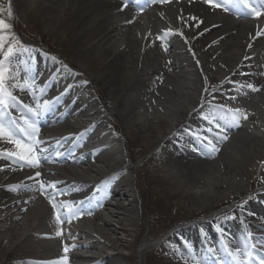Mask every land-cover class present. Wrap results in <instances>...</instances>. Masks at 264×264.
I'll use <instances>...</instances> for the list:
<instances>
[{"label": "bare ground", "instance_id": "1", "mask_svg": "<svg viewBox=\"0 0 264 264\" xmlns=\"http://www.w3.org/2000/svg\"><path fill=\"white\" fill-rule=\"evenodd\" d=\"M13 2L15 12L29 11L31 7L43 9L36 13L37 18L47 23L48 34L62 41L59 44L64 50L53 45L62 61L47 59L38 52L40 60L53 69L44 83L62 78L65 92L75 84L83 87L70 94L68 107L60 109L52 126L56 130L36 121L37 117L22 107L35 108L38 99L41 104L49 101L44 89L43 94L40 90H13L19 104L5 110L6 120L15 119L22 124L28 118L35 122L39 128L36 139L41 141L38 166L44 162L45 167H32L19 160L12 155L15 145L0 138V264H79V260L90 261L87 264H134L133 254L124 255L120 250L126 245L124 236L142 217L141 206L147 207L152 195L154 201L158 199L150 187L146 161L134 167L135 158L150 147L160 153L159 162L168 166L163 170V179L171 180L168 186L175 189L172 195L185 199L191 207L187 213L175 216L179 220L176 224L237 201L250 188L261 185L263 189L256 196L237 202L236 210L231 208L238 213L237 219L228 217V208L211 221L179 232L184 237L197 232L201 241L204 232H208L219 244L223 241L225 252V246L247 247L257 258L264 256V249L258 250V245L264 247V237L255 233L262 229L260 220L264 218V201L257 200L264 198V121L259 110L264 105V28L257 27L250 12L240 14L249 20L237 21L223 8H213L200 0H156L149 9L140 2L134 7L136 10H128L120 0ZM263 7L261 3L256 8ZM141 9L155 27L151 28L154 35L159 37L150 45L137 11ZM164 10L168 11V20L161 13ZM162 24L168 29H163ZM258 32L261 35L257 36ZM30 52H34L32 48ZM29 55L19 52L24 65L17 67L28 68L34 75L36 68L28 66ZM72 68L79 73L70 74ZM48 92L55 101L63 97L62 93L56 97L58 87H51ZM207 98L213 102H205ZM228 109L240 110L239 121L229 117L220 120L221 126H216L219 129L212 126L211 131H201L199 124L208 123L205 117H219L218 112L224 115ZM51 110L50 106L39 117ZM206 113L210 114L205 116ZM71 115L78 121L86 118V124L72 126ZM106 118L113 131L108 129ZM71 129L76 133L73 137L68 134ZM17 135L21 136L19 132ZM130 140L133 151L123 144ZM181 141L190 143L194 150L184 148ZM212 146L216 151H212ZM135 176L144 179L140 192ZM64 190L77 195L76 204L89 198L91 201L99 194L101 204L97 202L95 210H86L94 226L89 228L82 221L78 227L70 228L53 224L43 215L49 198L52 205L61 207L54 196ZM128 195L133 199L121 203ZM114 197L117 200L113 202ZM157 211L156 206H150L149 213L155 216ZM72 215V210H64L57 216L68 219ZM57 232L70 239L63 240L61 249L55 245ZM6 233H11L13 240L6 242ZM171 233L176 236V232ZM30 242L40 243L41 253L52 250V258L42 262L31 259L37 250ZM145 243L140 244L144 249ZM101 244L115 252L101 254ZM177 245L175 258L165 257L163 264H188L185 260L194 264L192 256L200 259L185 243L179 241ZM82 249H89L91 256L70 252Z\"/></svg>", "mask_w": 264, "mask_h": 264}, {"label": "rangeland", "instance_id": "2", "mask_svg": "<svg viewBox=\"0 0 264 264\" xmlns=\"http://www.w3.org/2000/svg\"><path fill=\"white\" fill-rule=\"evenodd\" d=\"M37 6V5H36ZM40 6V5H39ZM42 8H46V5H42ZM37 10V11H36ZM9 11H11V15H9ZM42 13L43 9H31L29 11H21L16 12L14 10V2L12 0H0V19L5 20L6 23L11 25V33L14 34L16 39L21 42H30L33 43L35 46L39 47H47L50 51L48 54L55 56L59 60L62 61V56L59 54L57 47H51V45H59L63 48L61 43V39L57 36H52L51 34L47 33L48 25L46 22L42 21V19L37 18L36 13ZM50 26H52L50 24ZM44 47V48H45ZM46 49V48H45ZM78 67V66H77ZM82 79V77H80ZM80 85H74L72 89L78 88ZM79 89V88H78ZM261 110V120L264 121V105L261 106L259 109ZM108 118H106L108 129L112 131V126L108 124ZM158 138H161L160 132L157 133ZM119 140V139H118ZM121 140V139H120ZM119 140V146L122 148V143ZM140 141H143L140 139ZM124 147L128 148V150L133 151V146L131 140L128 142H123ZM154 147H151L146 150V152H142L140 156L135 158L134 167H140L141 162L146 161V167L148 170V179L151 180L150 187L154 191H156V196L158 199L154 201V196L152 195L153 199L149 201L148 206L145 205L141 206V213L142 217L136 220L134 227H131V232L128 235H125V244L124 247L122 246L121 252L124 255L133 254L134 256V264H163V259L165 258V254L169 253L168 244L164 243V246L152 248L150 251V246L148 245L149 249L141 248L140 244L147 243L150 244L156 241V238L160 235V233L166 232L168 229H171L176 224L175 222L179 221L176 219L175 216L187 213L190 211V206L187 201L181 197H177L172 195L175 189H171L169 185L171 180L163 179L165 177V173L163 172L168 166L165 164L162 165L159 158H157V154H153L149 156V154L153 151ZM153 158L150 161H147L148 158ZM98 167H101L102 164H96ZM159 169V170H157ZM161 170V171H160ZM137 184L139 183L141 187L138 186V190L140 192L141 188L143 187L144 183L141 177L135 176ZM144 178V177H143ZM141 179V180H140ZM247 181H243V184H246ZM197 189H194L196 191ZM75 195H71L70 193H61L57 198L64 199L65 202H68L70 199H73ZM146 197H149L148 195ZM244 198V196L242 197ZM239 201H242L243 199ZM129 199H133V196L128 195L126 200H120L121 203H126ZM116 201V200H115ZM162 203V204H160ZM70 204L67 203L65 206L70 207ZM153 205V206H152ZM150 206H156L158 213L154 216L150 211ZM214 210V209H213ZM212 211V210H211ZM139 213V211H138ZM162 213V215H160ZM43 215H46L43 212ZM236 217V214H231ZM40 217V216H39ZM156 217V218H155ZM161 220V224H160ZM153 223L151 226L150 223ZM123 236V235H122ZM5 237H12L11 233H6ZM10 240H13L11 238ZM29 245L35 246V243H28ZM152 246V245H151ZM147 251H149L147 253ZM22 256L21 254H19ZM33 255V254H31ZM30 255V256H31ZM169 258V257H168Z\"/></svg>", "mask_w": 264, "mask_h": 264}, {"label": "snow or ice", "instance_id": "3", "mask_svg": "<svg viewBox=\"0 0 264 264\" xmlns=\"http://www.w3.org/2000/svg\"><path fill=\"white\" fill-rule=\"evenodd\" d=\"M156 2V0H152ZM264 3V0H261ZM139 3V0H137ZM205 3L210 4L213 8H223L225 11L228 10L227 5L235 4L241 5L246 9H249L250 14L253 16L264 15V10H257L253 7L249 0H205ZM127 0H125V7H127ZM142 10V9H141ZM11 15V11H9ZM195 19V18H193ZM261 33H257V36ZM159 39V37H157ZM19 41L16 39L14 34L11 33V25L6 23L5 20L0 19V138H6L9 142L13 143L16 147L15 155L19 160L27 163L29 166L36 167L38 166L41 157L37 154L40 149L38 145L41 143L36 136L39 132V128L36 126L35 122L31 119L24 118L23 123L21 124L15 119L6 121L5 110L8 108H15L18 106L19 101L17 97L13 94L14 89H19L21 91H35V85L33 83L35 77L30 74L28 68L21 69L17 67L13 70V63L18 58V53L20 48L18 47ZM21 72H23V80L19 79ZM10 81H14L10 83ZM249 88H253V85L249 84ZM253 90H255L253 88ZM41 94L43 90L41 89ZM51 102L45 100L43 103L37 102L35 108L31 105H23V109L30 113L33 117H39L42 111H46L50 108ZM240 115V110L228 109L227 113L219 117L213 115L211 117H205L208 120L209 124L215 123L217 127H220V120L228 119L229 117L233 121H238ZM211 131V129H208ZM17 132L21 136L17 135ZM221 139H227V137H220ZM209 141V145H211ZM212 151H216L215 147L212 146ZM37 176L40 175L39 172L36 173ZM55 187V185H52ZM49 203H52V199L49 198ZM56 205L53 204V208ZM57 222L61 221V217H56ZM60 233L57 232V235ZM226 254L230 258L231 264H252L253 259H255L254 254L248 250L247 247H237L236 249L227 248ZM65 252L68 251L67 248L64 249ZM189 251L191 249L189 248ZM212 252V249H209ZM191 259L195 261V264H208L207 259H197L195 256H192ZM66 260V257H65ZM52 264H59V262H52ZM258 264H264V256L258 258Z\"/></svg>", "mask_w": 264, "mask_h": 264}]
</instances>
